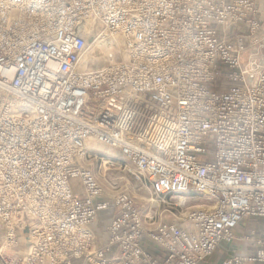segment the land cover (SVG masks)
<instances>
[{
    "label": "built area",
    "instance_id": "built-area-1",
    "mask_svg": "<svg viewBox=\"0 0 264 264\" xmlns=\"http://www.w3.org/2000/svg\"><path fill=\"white\" fill-rule=\"evenodd\" d=\"M221 244L215 264H264L257 0H0V264H209Z\"/></svg>",
    "mask_w": 264,
    "mask_h": 264
},
{
    "label": "rangeland",
    "instance_id": "rangeland-1",
    "mask_svg": "<svg viewBox=\"0 0 264 264\" xmlns=\"http://www.w3.org/2000/svg\"><path fill=\"white\" fill-rule=\"evenodd\" d=\"M95 64L96 63H98V59L97 60H95V62H94ZM94 149L95 150H97V149H100V147H99V145H97L96 146V144H95V146H94ZM101 151H102V153H107V154H111L112 152L111 151H109L107 148H105V147H103V149H101ZM129 181H130V183L132 184V186H133V188H134V190H135V192H136V198H137V201L139 202V203H143V201H144V198L145 197H149L150 195H149V192H148V188H146L145 186H140V184H138V183H140V182H137L135 179H133V178H129ZM71 183H72V185H73V187H77L78 186V180L77 179H72L71 180ZM205 206V205H208V203L206 202V201H203V200H201V199H193L192 197L191 198H189L188 199V201L186 202V204L184 205V208H189V209H195V208H199L200 206ZM171 218V215L168 213V212H163V213H161V219H170ZM257 221H259V219L257 218L256 220H255V218H253V219H251V221L250 222H257ZM103 223H105V222H103ZM247 223L246 222H244V224H243V227L246 225ZM244 232V230L243 229H241V230H239L237 233H239V234H241V233H243ZM220 249L222 250V254L221 253H219L218 251H216L214 254H213V259L210 261V263L209 264H214V261H216V260H218L219 258H222L223 256H225L226 254H225V250H224V246H221L220 247ZM72 263L73 264H80V259H78V258H73L72 259Z\"/></svg>",
    "mask_w": 264,
    "mask_h": 264
},
{
    "label": "crops",
    "instance_id": "crops-1",
    "mask_svg": "<svg viewBox=\"0 0 264 264\" xmlns=\"http://www.w3.org/2000/svg\"><path fill=\"white\" fill-rule=\"evenodd\" d=\"M257 5L260 7V9L264 12V0H257ZM258 223H259V221H258ZM258 223H254L255 224V226H254V224H252V225H249V226H244L243 227V224H244V222L243 223H240L236 228H235V230H234V235H235V237H236V239H235V241H234V243H235V251L236 252H246V251H250V252H252V251H254L255 250V248H256V246L257 245H252V244H249L246 240L244 241V240H242L241 238L243 237V235L244 234H247V233H253V234H255V235H259V234H261V229H262V227L258 224ZM241 229H243L244 230V232L243 233H241V234H239V233H237L239 230H241ZM221 246H224V250H225V256H223L222 258H227V257H229L231 254H232V252L231 251H229L228 250V248L226 247V245H224V244H221ZM220 246V247H221ZM227 248V249H226ZM219 253H223L222 252V250L219 248L218 250H217ZM216 252V251H215ZM214 252V253H215ZM213 253V254H214ZM222 258H219L218 260H220V259H222ZM213 259V255H212V257L210 258V259H208V263H210V261ZM218 260H216V261H214V264L218 261Z\"/></svg>",
    "mask_w": 264,
    "mask_h": 264
},
{
    "label": "bare ground",
    "instance_id": "bare-ground-1",
    "mask_svg": "<svg viewBox=\"0 0 264 264\" xmlns=\"http://www.w3.org/2000/svg\"><path fill=\"white\" fill-rule=\"evenodd\" d=\"M86 28H88V27H86ZM90 47H91V52H92V53H97V52H101V53H103L102 49H101V48H98V46L95 45V44H93V43H90ZM87 56H89V53H87V54L85 55V58H86ZM94 145H95V144H94ZM97 145H99V144H96V146H97ZM99 147H100V149H103V147H102L101 145H99ZM180 199H182V198H180Z\"/></svg>",
    "mask_w": 264,
    "mask_h": 264
}]
</instances>
